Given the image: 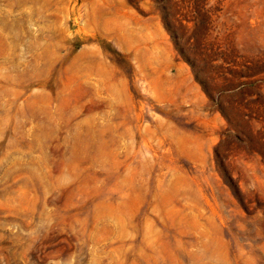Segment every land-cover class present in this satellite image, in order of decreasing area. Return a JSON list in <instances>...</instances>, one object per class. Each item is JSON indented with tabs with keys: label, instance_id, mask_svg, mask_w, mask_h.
Returning <instances> with one entry per match:
<instances>
[{
	"label": "rangeland",
	"instance_id": "1",
	"mask_svg": "<svg viewBox=\"0 0 264 264\" xmlns=\"http://www.w3.org/2000/svg\"><path fill=\"white\" fill-rule=\"evenodd\" d=\"M171 12L210 94L154 0H0V264H264V0Z\"/></svg>",
	"mask_w": 264,
	"mask_h": 264
},
{
	"label": "trees",
	"instance_id": "2",
	"mask_svg": "<svg viewBox=\"0 0 264 264\" xmlns=\"http://www.w3.org/2000/svg\"><path fill=\"white\" fill-rule=\"evenodd\" d=\"M130 1L132 3H136V1H139V0H130ZM154 1L156 2L157 6L161 7L162 9L164 23L167 29L169 30V32L171 33L173 40L175 42V45L177 49L179 50L181 56L191 64L195 72L196 78L204 85L206 91L210 94L207 88V84L201 76V72L199 70V66L197 62L194 60V58H192L191 54H189L185 46H183V36H181L179 32L178 26L175 22L176 20L171 12L172 0H154ZM226 183L230 186V188L234 191L236 195H239L238 188L234 184L233 180L228 176L226 177Z\"/></svg>",
	"mask_w": 264,
	"mask_h": 264
}]
</instances>
